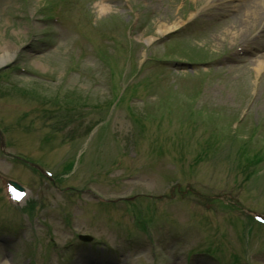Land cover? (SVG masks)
<instances>
[{"label":"rangeland","instance_id":"374dc122","mask_svg":"<svg viewBox=\"0 0 264 264\" xmlns=\"http://www.w3.org/2000/svg\"><path fill=\"white\" fill-rule=\"evenodd\" d=\"M57 1L0 0V178L30 194L15 208L0 185V222L25 232L0 264H155L148 227L157 264H264V228L230 205L264 213V10L238 39L210 0H64L59 26ZM77 234L115 250L70 257Z\"/></svg>","mask_w":264,"mask_h":264},{"label":"bare ground","instance_id":"6f19581e","mask_svg":"<svg viewBox=\"0 0 264 264\" xmlns=\"http://www.w3.org/2000/svg\"><path fill=\"white\" fill-rule=\"evenodd\" d=\"M239 11V15H235L234 18L231 20L233 21V25L238 26V28H235L236 30V37L243 38L241 33L245 32L248 30V27L250 25H253L254 22H257L260 20V15L262 14V11L264 10V0H242ZM107 7H102V11L107 10ZM179 27L178 23L172 22V23H164L163 25L159 26L158 29V34L159 35H164L166 33L171 32L172 30H175ZM240 27V28H239ZM240 30L243 32L240 33ZM247 32V31H246ZM229 32H225L223 36L228 35ZM234 34V35H235ZM12 55V56H11ZM14 54H11L9 50H5L4 53L0 55V66L8 63V61H11L13 58ZM264 62V57L262 58ZM260 61H257V67H256V72L259 74L262 72L264 68V64H261Z\"/></svg>","mask_w":264,"mask_h":264}]
</instances>
